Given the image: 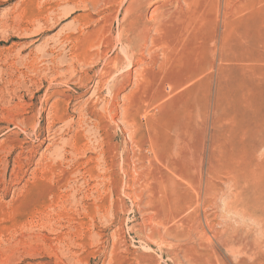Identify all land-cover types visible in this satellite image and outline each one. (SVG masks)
Instances as JSON below:
<instances>
[{
  "label": "rangeland",
  "instance_id": "obj_1",
  "mask_svg": "<svg viewBox=\"0 0 264 264\" xmlns=\"http://www.w3.org/2000/svg\"><path fill=\"white\" fill-rule=\"evenodd\" d=\"M188 1L0 0V264H264V0Z\"/></svg>",
  "mask_w": 264,
  "mask_h": 264
},
{
  "label": "bare ground",
  "instance_id": "obj_2",
  "mask_svg": "<svg viewBox=\"0 0 264 264\" xmlns=\"http://www.w3.org/2000/svg\"><path fill=\"white\" fill-rule=\"evenodd\" d=\"M182 1V0H181ZM187 2H188V4H189V1L187 0ZM171 3V2H170ZM192 3V5H195V6H197V2L196 1H192L191 2ZM186 1H185V7H188V8H190V4L188 5V6H186ZM183 5V4H182ZM191 5V6H192ZM181 7V6H180ZM184 7V8H185ZM187 9V8H186ZM179 10V9H178ZM177 10V11H178ZM155 13V12H154ZM171 14H170V12H168V13H164V12H162L161 13V20H167L168 19V17L170 16ZM150 16V15H149ZM123 19V18H122ZM155 21V20H154ZM134 22V21H133ZM196 23V22H195ZM194 23V24H195ZM133 24V23H132ZM157 24V23H156ZM199 25V24H198ZM151 26V25H150ZM157 26V25H156ZM153 28H155V27H153ZM151 29V28H150ZM160 30V29H159ZM159 30H157V31H159ZM196 31V30H195ZM151 32V31H150ZM161 32V31H160ZM163 32V31H162ZM158 33V32H157ZM197 33H198V31H197ZM124 34V33H123ZM125 35V34H124ZM149 35V34H148ZM151 36V35H150ZM149 36V37H150ZM160 36V35H159ZM154 38V37H153ZM123 39H125L124 37H123ZM132 42V40L131 39H128V37L125 39V49H127V51H129V48H134V46H133V44L131 43ZM149 43V42H148ZM153 43V42H152ZM166 43V42H165ZM185 42L183 41V44H184ZM145 45H147V44H145ZM162 45V44H161ZM169 45V44H168ZM163 47H164V44L162 45ZM170 46V45H169ZM145 47V46H144ZM150 47V46H149ZM122 48H123V46H122ZM143 48V47H142ZM146 48V47H145ZM165 48H166V46H165ZM135 49V48H134ZM149 49H152L151 47L149 48ZM153 49H154V46H153ZM122 50V49H121ZM147 50H148V47H147ZM157 50H158V48H157ZM146 51V50H145ZM145 51H143V52H145ZM151 50H148V52L147 53H149ZM166 51H167V49H166ZM171 51V50H170ZM140 52H141V50H140ZM122 53H125V52H122ZM153 53V52H152ZM156 53V52H155ZM161 53V52H160ZM164 53V52H163ZM170 53H172V52H170ZM131 54H133V53H131ZM150 54H151V52H150ZM165 54V53H164ZM125 55H128V54H124L123 56L125 57ZM156 55V54H155ZM148 55L147 54H145V57H147ZM162 56H164V55H162ZM158 57H159V55H158ZM161 57V56H160ZM148 58H150V57H148ZM130 59V58H129ZM134 59V58H133ZM145 59V58H144ZM166 59H168V57L166 58ZM126 60H127V57H126ZM132 60V59H131ZM158 60V59H157ZM125 61V60H124ZM129 61V60H128ZM137 61V60H136ZM138 61H140V63H142V61H143V58H142V61L141 60H139L138 59ZM165 62V61H164ZM131 64V63H130ZM137 64H138V62H137ZM144 64H145V62H144ZM148 64H150V63H148ZM114 65V64H113ZM143 65V64H142ZM157 65H159V64H157ZM139 66V65H138ZM163 66V65H162ZM128 67V66H127ZM130 67V66H129ZM155 67V66H154ZM163 68V67H162ZM141 69H143L142 67H141ZM145 69V68H144ZM143 69V70H144ZM140 70V69H139ZM100 72V71H99ZM137 74H138V72H137ZM139 74H141L140 72H139ZM143 74V73H142ZM103 76V75H102ZM142 76V75H141ZM101 77V76H100ZM145 77V76H144ZM111 79V78H110ZM144 79V78H143ZM147 80V79H146ZM102 82V81H101ZM102 84H103V82H102ZM103 86V85H102ZM115 95H117V94H115ZM118 97H119V95H118ZM112 100V99H111ZM113 105V104H112ZM68 106V105H67ZM112 109V108H111ZM108 110V109H107ZM123 110H124V108H123ZM117 111V110H116ZM126 111V110H125ZM124 111V112H125ZM112 115V114H111ZM116 115V114H115ZM123 116H124V114H123ZM114 121V120H113ZM60 122V121H59ZM128 124V123H127ZM117 126V125H116ZM69 129V128H68ZM128 130V129H127ZM52 131V130H51ZM52 133V132H51ZM55 135V134H54ZM130 136V135H129ZM51 139V138H50ZM85 149V148H84ZM32 153V152H31ZM90 161V160H89Z\"/></svg>",
  "mask_w": 264,
  "mask_h": 264
}]
</instances>
